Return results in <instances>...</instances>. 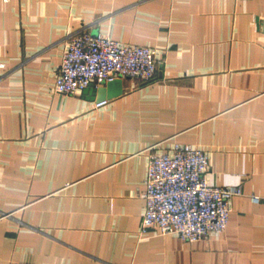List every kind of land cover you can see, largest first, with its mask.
<instances>
[{
	"label": "crops",
	"instance_id": "0c3cea01",
	"mask_svg": "<svg viewBox=\"0 0 264 264\" xmlns=\"http://www.w3.org/2000/svg\"><path fill=\"white\" fill-rule=\"evenodd\" d=\"M80 30L155 48L154 78L97 108L56 93ZM0 60V264H264V0H0ZM174 143L240 187L222 232L138 234L147 156Z\"/></svg>",
	"mask_w": 264,
	"mask_h": 264
},
{
	"label": "built area",
	"instance_id": "2783aa9c",
	"mask_svg": "<svg viewBox=\"0 0 264 264\" xmlns=\"http://www.w3.org/2000/svg\"><path fill=\"white\" fill-rule=\"evenodd\" d=\"M6 2L7 0H2ZM156 49L122 44L105 34L80 30L68 35L53 81L58 94H74L89 83L102 85L115 78H135L140 83L154 78ZM5 63L0 60V78ZM95 101L93 107L105 104ZM206 154L185 143H174L164 152L147 156L143 180L144 212L138 234L149 228L158 234H175L194 242L222 232L227 224L230 199L239 186H217L205 178ZM256 199L255 196H252Z\"/></svg>",
	"mask_w": 264,
	"mask_h": 264
},
{
	"label": "water",
	"instance_id": "95a60500",
	"mask_svg": "<svg viewBox=\"0 0 264 264\" xmlns=\"http://www.w3.org/2000/svg\"><path fill=\"white\" fill-rule=\"evenodd\" d=\"M122 91L121 79L115 78L104 84L95 87L93 83H89L86 87L82 89L83 93L93 94L96 101L102 99H108L120 94Z\"/></svg>",
	"mask_w": 264,
	"mask_h": 264
}]
</instances>
